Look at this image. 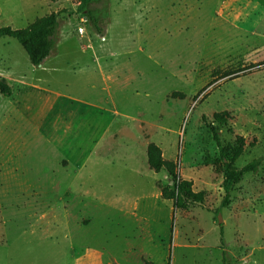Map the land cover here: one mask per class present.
<instances>
[{"label": "rangeland", "instance_id": "obj_1", "mask_svg": "<svg viewBox=\"0 0 264 264\" xmlns=\"http://www.w3.org/2000/svg\"><path fill=\"white\" fill-rule=\"evenodd\" d=\"M79 6L0 0V28L61 12L38 67L0 40V264H264V0H93L102 35ZM222 112V145L246 144L232 165L261 159L225 208ZM150 144L201 206L162 198Z\"/></svg>", "mask_w": 264, "mask_h": 264}, {"label": "trees", "instance_id": "obj_2", "mask_svg": "<svg viewBox=\"0 0 264 264\" xmlns=\"http://www.w3.org/2000/svg\"><path fill=\"white\" fill-rule=\"evenodd\" d=\"M57 1V0H53ZM93 0H80L79 11L90 21L97 32L102 35L100 20L92 15L88 6ZM60 14L52 13L48 16L36 20L26 29H12L11 27L0 28V40L3 38H13L24 48L34 66L42 65L51 55L58 41V31L60 28ZM0 93L9 98L12 96V89L5 79H0ZM230 119L228 112L216 113L214 121L208 124L214 141L220 152V156L225 164V178L221 186L224 193L222 207L230 205V191L247 174L256 173L261 166V159L254 160L241 170L236 169L232 164L239 159L246 146L245 139L238 137L233 146L224 147L219 136V126L227 125ZM148 162L150 168L156 173L165 170L171 178V186L163 189V197L173 200L175 207L181 210H189L194 206H201L204 202L203 193H198L193 189L191 181L180 180L177 173V164L173 161L165 160L161 148L155 144L148 146Z\"/></svg>", "mask_w": 264, "mask_h": 264}, {"label": "crops", "instance_id": "obj_3", "mask_svg": "<svg viewBox=\"0 0 264 264\" xmlns=\"http://www.w3.org/2000/svg\"><path fill=\"white\" fill-rule=\"evenodd\" d=\"M30 3H31V2H30ZM30 5H32V4H30ZM30 8H31V6H30ZM23 12H24V11H23ZM30 25H31V24H30ZM49 57H50V56H49ZM5 80H6V78H5ZM10 80H11V81H15V79H13V78H11ZM6 81H7V80H6ZM7 82H8V81H7ZM17 82H18V83H17ZM16 83L19 84V86H20V84H21V85L23 84V86H25V87H29V86L31 85L29 82L27 83V82H22V81H15L14 84H16ZM8 84H9V83H8ZM24 84H27V85H24ZM9 86H10L11 89H12V86H11L10 84H9ZM0 94H1V93H0ZM1 96H3V95L1 94ZM12 96H13V90H12ZM12 96H11V97H12ZM3 97H4V96H3ZM11 97H9V98H11ZM4 98H6V97H4ZM139 154H140V153H139ZM145 156H146V159H147V162H148V150H147V153H146ZM163 157H164V156H163ZM148 166H149V162H148ZM149 168H150V166H149ZM149 168H148V169H149ZM149 170L153 171L151 168H150ZM163 171H164V170H163ZM154 172H155V171H154ZM161 172H162V171H161ZM163 189H164V188H163ZM163 189H162V191H161L162 198H163L164 200H168V199H165V198L163 197ZM173 202H174V201H173ZM66 206H67V205H65V209H64L65 211L68 210V206H67V210H66ZM80 219H81V218L77 219L75 222H78V220H80ZM88 221H89V220H88ZM83 226H86V225H80V224H78V223H77V224L74 223V227H77V228H79V229L82 228ZM144 259H145V258H144ZM146 264H153V263H152L151 261L148 260V261L146 262Z\"/></svg>", "mask_w": 264, "mask_h": 264}, {"label": "built area", "instance_id": "obj_4", "mask_svg": "<svg viewBox=\"0 0 264 264\" xmlns=\"http://www.w3.org/2000/svg\"><path fill=\"white\" fill-rule=\"evenodd\" d=\"M79 33L83 35L85 33V28L84 27L79 28Z\"/></svg>", "mask_w": 264, "mask_h": 264}]
</instances>
